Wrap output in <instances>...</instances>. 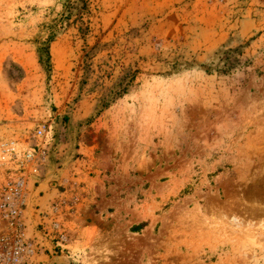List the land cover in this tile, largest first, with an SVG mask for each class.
I'll use <instances>...</instances> for the list:
<instances>
[{"label":"rangeland","instance_id":"1","mask_svg":"<svg viewBox=\"0 0 264 264\" xmlns=\"http://www.w3.org/2000/svg\"><path fill=\"white\" fill-rule=\"evenodd\" d=\"M17 178L26 264H264V0H0Z\"/></svg>","mask_w":264,"mask_h":264},{"label":"built area","instance_id":"2","mask_svg":"<svg viewBox=\"0 0 264 264\" xmlns=\"http://www.w3.org/2000/svg\"><path fill=\"white\" fill-rule=\"evenodd\" d=\"M28 190L27 178L0 185V264H26L25 255L33 252L25 223Z\"/></svg>","mask_w":264,"mask_h":264},{"label":"trees","instance_id":"3","mask_svg":"<svg viewBox=\"0 0 264 264\" xmlns=\"http://www.w3.org/2000/svg\"><path fill=\"white\" fill-rule=\"evenodd\" d=\"M52 30H55L54 27H52ZM55 34H52V36H54ZM46 66L48 67V69H51V64H50V59H51V56H50V51L49 49L46 47L45 49H43V54H42V58H41Z\"/></svg>","mask_w":264,"mask_h":264}]
</instances>
